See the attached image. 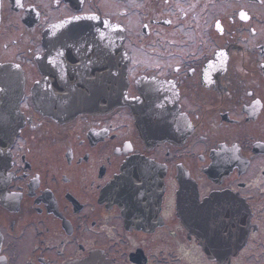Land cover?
Here are the masks:
<instances>
[{
    "label": "flooded vegetation",
    "instance_id": "flooded-vegetation-1",
    "mask_svg": "<svg viewBox=\"0 0 264 264\" xmlns=\"http://www.w3.org/2000/svg\"><path fill=\"white\" fill-rule=\"evenodd\" d=\"M74 20L85 23L57 31ZM119 32L131 104L69 121L43 113L46 36L54 99L116 92ZM124 168L120 204L109 188ZM215 194L226 232L250 217L237 258L260 249L264 0H0V264H166L173 251L148 247L166 238L217 264L192 233Z\"/></svg>",
    "mask_w": 264,
    "mask_h": 264
},
{
    "label": "water",
    "instance_id": "water-1",
    "mask_svg": "<svg viewBox=\"0 0 264 264\" xmlns=\"http://www.w3.org/2000/svg\"><path fill=\"white\" fill-rule=\"evenodd\" d=\"M84 21H69L64 22L58 27L57 31L61 33L71 32L72 24H82ZM122 35V36H121ZM124 34L119 32V37L115 36V44L112 48V54L115 59V63L118 65L119 74L115 82L118 84V88L112 95L99 94L91 95L86 93L79 94H63L55 95L54 99L49 94V57L52 54V41L45 38L44 49L45 54L39 59L40 71L44 75V79L39 86L40 93L38 95L39 105L43 113L52 116L60 121H69L80 113H92V112H107L114 107L124 104H131L127 100V69L126 63L128 61V55L125 52L122 42ZM118 40V44L116 43ZM57 47V43L54 45ZM128 168H124V174L116 179L109 188L111 196L117 197L116 202L122 203L128 199L130 192L128 178ZM224 196L222 194L212 195L207 199V205L214 213H209L208 220H198L193 224L195 230L192 233L197 237L199 245L203 248L208 259L211 262L217 264H231L232 258L238 256L242 248H244L248 242L251 223L250 217L247 216L245 221L236 222L233 218L226 221L223 220L222 213L217 210L223 208ZM191 225V224H190ZM237 225V230H234V226ZM81 264H110V261L105 256L94 254L91 258Z\"/></svg>",
    "mask_w": 264,
    "mask_h": 264
},
{
    "label": "rangeland",
    "instance_id": "rangeland-1",
    "mask_svg": "<svg viewBox=\"0 0 264 264\" xmlns=\"http://www.w3.org/2000/svg\"><path fill=\"white\" fill-rule=\"evenodd\" d=\"M140 55H141V57L144 56L143 53H141ZM234 129H235V128H234ZM234 129H233V130H234ZM226 130H227V129H226ZM231 135H232V134H231ZM156 240H157V239H151V240H150V241H151V242H150V246H148L149 249H150V253H151V252H152V253L155 252V249H158V246H159L160 248H167L168 251H173L172 253L170 252V254L165 255V259H166V261H167L166 264H171V262H172L173 259H174L175 254H176V255H179L180 258L183 257L184 260L182 261V263H184V264H194V263L191 262V261H193L194 259H195V263H196V264H205V263H202V262H203V261H202V257H200L199 254H195V253H193L194 250L190 251V254H186V255H184V254H180V253L176 250L177 248L180 247V250H182V251L185 252V250L183 249V247L186 246V243L184 242V240L181 241V245H179V246H178V244H177V241H173V240H171V238L163 239V242H164V243H162L161 246L157 244V243H159V242H157ZM262 241L264 242V238H263ZM183 245H184V246H183ZM254 248H255V247H254ZM254 248L252 247V249H250L249 251H247L246 254L243 255V256L240 257V258L235 257V259L237 258V259H236V263H237V264H264V245H262V247H261L260 249H256V250H254ZM176 252H177V253H176ZM158 255H160L158 258H161L162 254H158ZM184 257H185V258H184ZM154 264H155V263H154ZM178 264H179V262H178ZM231 264H232V263H231Z\"/></svg>",
    "mask_w": 264,
    "mask_h": 264
}]
</instances>
